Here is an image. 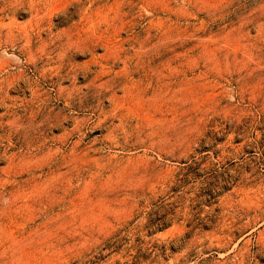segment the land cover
Segmentation results:
<instances>
[{
    "label": "rangeland",
    "instance_id": "1",
    "mask_svg": "<svg viewBox=\"0 0 264 264\" xmlns=\"http://www.w3.org/2000/svg\"><path fill=\"white\" fill-rule=\"evenodd\" d=\"M0 264H264V0H0Z\"/></svg>",
    "mask_w": 264,
    "mask_h": 264
}]
</instances>
